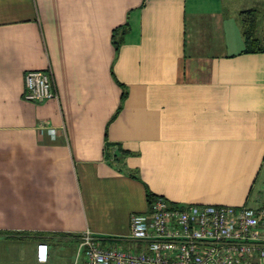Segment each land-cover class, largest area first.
Returning <instances> with one entry per match:
<instances>
[{"label": "crops", "instance_id": "1", "mask_svg": "<svg viewBox=\"0 0 264 264\" xmlns=\"http://www.w3.org/2000/svg\"><path fill=\"white\" fill-rule=\"evenodd\" d=\"M244 49L221 0H0V240L28 238L38 263L85 230L123 243L149 191L261 205L264 52ZM47 69L58 98L26 100Z\"/></svg>", "mask_w": 264, "mask_h": 264}, {"label": "built area", "instance_id": "2", "mask_svg": "<svg viewBox=\"0 0 264 264\" xmlns=\"http://www.w3.org/2000/svg\"><path fill=\"white\" fill-rule=\"evenodd\" d=\"M24 98L57 99L53 71L29 70ZM119 241L85 230L74 264H264V197L259 206L237 207L181 205L158 195L147 211L131 215L130 232ZM37 257L48 260L46 243Z\"/></svg>", "mask_w": 264, "mask_h": 264}, {"label": "rangeland", "instance_id": "3", "mask_svg": "<svg viewBox=\"0 0 264 264\" xmlns=\"http://www.w3.org/2000/svg\"><path fill=\"white\" fill-rule=\"evenodd\" d=\"M221 2H223L226 16L238 17L241 25L240 11L257 8L256 36L264 43V0H221ZM262 176L264 178V169ZM29 243L30 241L26 237L0 240V264H74L79 240H61L50 245L49 258L44 263H38L35 260L29 250ZM123 246L129 247L130 245L123 244Z\"/></svg>", "mask_w": 264, "mask_h": 264}, {"label": "trees", "instance_id": "4", "mask_svg": "<svg viewBox=\"0 0 264 264\" xmlns=\"http://www.w3.org/2000/svg\"><path fill=\"white\" fill-rule=\"evenodd\" d=\"M257 16H258V9L257 8H247L240 11V18L242 21L243 26V35L245 39V49L243 52L246 53H255V52H264V43L256 36V29H257ZM128 26H119L113 30L112 39L115 45V48L118 50L120 44L123 41V35ZM126 97V92H123L122 101ZM117 150V153L114 151ZM130 154V152L121 148L119 143L115 142H107L106 143V152L105 157L106 159L111 162V164L115 165L116 162H121L122 159ZM124 165V161L121 162ZM118 168L122 169V167ZM130 174L134 175L132 171L129 172ZM156 198V195L152 192L147 193V201L149 204ZM2 233V232H0ZM69 236L68 234H64Z\"/></svg>", "mask_w": 264, "mask_h": 264}]
</instances>
